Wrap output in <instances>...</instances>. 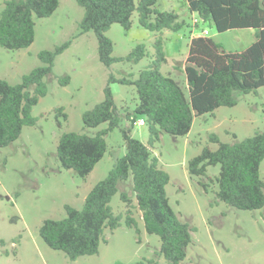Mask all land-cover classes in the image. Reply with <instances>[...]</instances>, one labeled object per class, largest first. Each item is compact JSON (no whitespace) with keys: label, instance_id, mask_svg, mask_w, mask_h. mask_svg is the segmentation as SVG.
<instances>
[{"label":"rangeland","instance_id":"rangeland-1","mask_svg":"<svg viewBox=\"0 0 264 264\" xmlns=\"http://www.w3.org/2000/svg\"><path fill=\"white\" fill-rule=\"evenodd\" d=\"M3 1L0 0V12ZM156 8L173 11L184 22L179 31L166 30L161 34L166 58L161 71L184 89L182 68L191 34L197 36L206 31L205 37L228 52L243 51L255 41L253 29L218 33L213 24L189 13L184 0H156ZM82 15L83 10L75 0H59L58 8L50 17L35 19V37L28 48L11 51L0 47V80L17 84L24 75L41 66L37 57L40 51L53 50L70 41L56 57L51 74L44 78L47 93L31 111L35 125L23 127L16 141L0 148V240L3 242L0 243V264H148V261L166 264L158 255L159 238L147 234L143 228L130 179L118 183V192L110 206L115 214L125 212L120 193L126 192L134 206L136 228L122 223L113 232L105 230L97 254L72 261L64 253L50 249L39 237L44 220L65 217V205L81 209L91 188L125 154L117 128L104 136L107 145L104 157L88 176L81 178L73 171L60 168L56 157L59 137L67 132L93 136L106 129V123L96 128L84 127L82 114L102 101L110 74L136 79L153 60L157 34L141 28L134 13L128 31L113 24L105 36L113 44V57H126L140 44L144 45L146 56L137 63L122 61L110 67L102 65L94 33L78 35ZM65 77L69 81L61 86L58 80ZM109 87L119 113L133 111L134 88L118 83ZM235 97L234 106L220 107L194 118L186 136L163 134L151 149L159 167L169 176L166 193L171 207L179 220L192 230L191 244L179 264H264V208L242 211L229 207L216 200L213 182L189 176L187 172L188 161L203 148L217 149V144L209 140L210 135H216L223 143H233L264 131V87L254 93H236ZM126 126L123 120L120 127ZM131 135L142 143L148 141L145 125H134ZM218 170V166L208 167V177L214 178ZM260 177L264 182V160L260 164ZM200 183L206 184V189Z\"/></svg>","mask_w":264,"mask_h":264},{"label":"trees","instance_id":"trees-1","mask_svg":"<svg viewBox=\"0 0 264 264\" xmlns=\"http://www.w3.org/2000/svg\"><path fill=\"white\" fill-rule=\"evenodd\" d=\"M83 15L78 23V35L93 32L97 41L99 62L110 67L122 61L139 62L146 56L144 45H137L126 57H113V44L105 33L113 24L125 31L132 26L137 13L141 28L157 34L153 60L136 79L109 75L103 99L81 117L86 128L106 123L107 128L93 136L74 132L63 133L56 145V157L61 169L73 171L81 178L88 176L104 157L107 145L104 136L119 128L125 154L116 159L107 175L97 182L85 197L81 209L65 205V217L46 219L39 227V237L52 250L60 251L69 260L98 253L104 241V231L113 232L122 223L136 228L132 200L126 192L120 199L126 210L115 214L110 202L118 192V183L131 180L135 208L140 212L145 232L159 238L158 255L166 264H179L191 244V229L179 220L169 203L166 186L168 174L152 154L153 145L163 134L186 136L194 118L212 113L220 107L236 104V93L249 94L264 87V0H184L191 14L202 22L213 24L218 33L234 29L255 30V41L240 52L225 51L219 43L203 35L190 39L182 68L184 89L174 78L162 73L166 63L161 34L177 32L184 22L173 11H160L156 0H75ZM0 12V47L16 51L28 48L35 37V19L50 17L59 0H4ZM70 41L37 54L41 66L24 75L17 84L0 80V148L18 139L22 128L34 126L32 108L47 93L44 78L51 74L54 61ZM68 77L58 80L63 86ZM132 86L136 93L133 111L121 115L114 103L109 85ZM59 113L62 111L57 109ZM65 117V115L63 114ZM143 118L148 132L147 143L131 135L135 122ZM126 127H120L122 121ZM209 140L216 150L203 148L187 163L189 176L205 178L216 185L215 198L242 211L264 208V182L260 164L264 160V131L233 143H223L216 135ZM218 166L214 178L208 177V167ZM203 189L207 185L200 183ZM0 243H3L0 240ZM148 264H158L148 261Z\"/></svg>","mask_w":264,"mask_h":264},{"label":"built area","instance_id":"built-area-1","mask_svg":"<svg viewBox=\"0 0 264 264\" xmlns=\"http://www.w3.org/2000/svg\"><path fill=\"white\" fill-rule=\"evenodd\" d=\"M201 35L203 36H206L207 35V32L204 31ZM135 125H138L140 127L144 126L145 125V121L143 118H139L136 122H135Z\"/></svg>","mask_w":264,"mask_h":264},{"label":"crops","instance_id":"crops-1","mask_svg":"<svg viewBox=\"0 0 264 264\" xmlns=\"http://www.w3.org/2000/svg\"><path fill=\"white\" fill-rule=\"evenodd\" d=\"M190 36H191V37H193V36H194V34H191ZM191 37H190V38H191Z\"/></svg>","mask_w":264,"mask_h":264}]
</instances>
